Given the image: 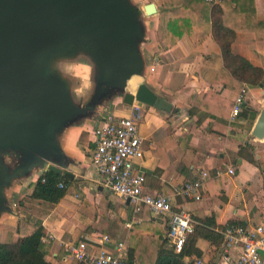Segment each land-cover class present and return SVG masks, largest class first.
Returning a JSON list of instances; mask_svg holds the SVG:
<instances>
[{
	"label": "crops",
	"instance_id": "0c3cea01",
	"mask_svg": "<svg viewBox=\"0 0 264 264\" xmlns=\"http://www.w3.org/2000/svg\"><path fill=\"white\" fill-rule=\"evenodd\" d=\"M122 3L138 30L127 36L137 62L134 75L115 88L108 75L101 82V64L80 40L51 43L43 50L42 71L64 97L54 100L40 132L0 139V243L18 242L43 228L41 248L51 264L65 261V246L78 242L112 253L123 243L128 256L134 237L150 243L167 238L166 218L146 207L136 212L102 185L92 165L97 127L111 115L131 116L137 106L144 115L139 128L144 158L137 168L146 176V192L170 195L174 210L190 213L196 222L213 218L216 231L230 223L250 230L264 227V172L259 167L264 139L253 135L264 111V78L242 91L217 81L225 71L224 57L214 37L213 6L204 0H169L167 7L157 0L153 15L140 0ZM255 3L258 20L264 21V0ZM235 21L240 24L239 18ZM232 51L264 70V29L238 30ZM77 59L94 65V90L87 99L71 90L78 80L54 67ZM143 82L158 96L155 106L124 103V92L135 94ZM242 94L243 105L234 116L235 100ZM47 164L61 168L62 176L74 175L55 204L31 197L35 184L50 172H43ZM229 168L233 175L226 173ZM204 171L210 177L201 200L184 196V186ZM105 235L112 242H103ZM197 245L205 264H225L220 248L205 239Z\"/></svg>",
	"mask_w": 264,
	"mask_h": 264
},
{
	"label": "water",
	"instance_id": "95a60500",
	"mask_svg": "<svg viewBox=\"0 0 264 264\" xmlns=\"http://www.w3.org/2000/svg\"><path fill=\"white\" fill-rule=\"evenodd\" d=\"M122 0H0V139L5 135L19 138L38 133L49 118L52 104L64 97L46 80L42 71V54L51 43L75 38L97 57L109 75L115 71L129 79L137 70L134 53L127 43L128 34L137 33L129 10ZM148 15L157 13L155 3L145 6ZM132 24V25H131ZM104 60V61H103ZM124 103L138 102L155 106L158 96L143 82L135 94L124 92ZM22 105H21V104ZM20 107L24 118H15L14 108ZM253 135L264 139V111ZM62 174L54 164L43 172ZM66 178H74L64 172ZM129 202V200H127Z\"/></svg>",
	"mask_w": 264,
	"mask_h": 264
},
{
	"label": "built area",
	"instance_id": "2783aa9c",
	"mask_svg": "<svg viewBox=\"0 0 264 264\" xmlns=\"http://www.w3.org/2000/svg\"><path fill=\"white\" fill-rule=\"evenodd\" d=\"M156 1L140 0L142 5ZM221 1L205 0L211 6ZM243 100L244 94L235 100L234 116L239 114ZM143 117V112L138 106L129 117L108 116L95 130L96 146L92 150V165L102 178V185L112 194L129 200L136 212L147 207L156 216L166 218L168 242L176 252H180L197 222L190 213L175 211L170 195L151 194L145 191L146 176L137 168L138 162L144 158L143 138L139 129ZM226 173L233 175L235 170L229 168ZM209 177L207 171L202 172L199 179L184 186L183 195L190 199L201 200ZM59 187L66 188L64 183H60ZM126 226L132 229L131 223H126ZM222 235L220 253L225 264H264L263 226L250 230L243 225L228 224ZM101 239L103 242H112L107 235ZM117 246L118 252L112 253L104 249L98 250L86 242L66 245L65 261L74 260L84 264H130L128 256L123 253L124 244L118 243ZM187 264H205V262L197 259L188 261Z\"/></svg>",
	"mask_w": 264,
	"mask_h": 264
},
{
	"label": "trees",
	"instance_id": "16d2710c",
	"mask_svg": "<svg viewBox=\"0 0 264 264\" xmlns=\"http://www.w3.org/2000/svg\"><path fill=\"white\" fill-rule=\"evenodd\" d=\"M168 1L163 0L165 7ZM212 18L214 37L220 45L225 64V71L217 77V81L224 82L228 89L232 88L237 91H242L245 85H258L264 78V70L232 51V44L238 30L258 32L264 29V21L257 18L255 0H222L219 4L213 5ZM238 18L240 24L237 25L235 20ZM164 142L166 141L160 143ZM259 167L264 172V164H260ZM43 178L44 182L41 178L35 184L31 197L54 204L58 203L66 193V188H60L59 184L64 183L67 186L70 179L51 171ZM146 209L149 210L147 207ZM230 225L236 224L230 223ZM225 228L216 231L213 218L200 220L195 225L194 231L188 234L180 252H176L170 246L167 238L150 243L145 239L134 237L128 252V261L130 264L135 262L140 264H187L188 261L197 259L204 261L203 252L197 245L198 240L205 239L213 249H219L223 240L222 231ZM44 235V229L38 228L18 242L0 243V264H51L46 260L45 250L41 248ZM73 262L84 264L74 260H66L58 264H72Z\"/></svg>",
	"mask_w": 264,
	"mask_h": 264
},
{
	"label": "clouds",
	"instance_id": "9594fccd",
	"mask_svg": "<svg viewBox=\"0 0 264 264\" xmlns=\"http://www.w3.org/2000/svg\"><path fill=\"white\" fill-rule=\"evenodd\" d=\"M54 67L56 70H59V72L65 78L79 81L78 86H73L71 88V90L74 91L76 95L84 97L85 99L89 98L90 94L94 90V65L91 62H79L78 59L74 61L62 60L56 62Z\"/></svg>",
	"mask_w": 264,
	"mask_h": 264
},
{
	"label": "rangeland",
	"instance_id": "374dc122",
	"mask_svg": "<svg viewBox=\"0 0 264 264\" xmlns=\"http://www.w3.org/2000/svg\"><path fill=\"white\" fill-rule=\"evenodd\" d=\"M123 1V0H122ZM132 25V24H131ZM134 25V24H133ZM104 61V60H103ZM104 65V67H106L105 66V64H103ZM104 67H102V76H101V82H104V81H106L105 79H107L106 78V76L108 75L109 76V80L112 82V85L115 87V88H120V86L124 83V81L125 80H123V75L121 74V73H118V72H115V71H110V73H111V75H109V73L107 72V70L104 68ZM102 80H104V81H102ZM108 81V80H107ZM3 102H5L4 100L2 101V103H1V106H0V108H3L2 106H3ZM21 104V103H20ZM22 105V104H21ZM7 110V107H4V109H1L0 110V113H4L3 111H6ZM13 115H14V117L15 118H24L25 117V113L23 112V110L20 108V107H18V108H14V110H13Z\"/></svg>",
	"mask_w": 264,
	"mask_h": 264
},
{
	"label": "bare ground",
	"instance_id": "6f19581e",
	"mask_svg": "<svg viewBox=\"0 0 264 264\" xmlns=\"http://www.w3.org/2000/svg\"><path fill=\"white\" fill-rule=\"evenodd\" d=\"M130 84H131L132 86H134V82H133V83L131 82Z\"/></svg>",
	"mask_w": 264,
	"mask_h": 264
}]
</instances>
